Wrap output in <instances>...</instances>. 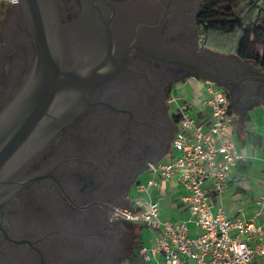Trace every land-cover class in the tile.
Instances as JSON below:
<instances>
[{
    "label": "flooded vegetation",
    "instance_id": "1",
    "mask_svg": "<svg viewBox=\"0 0 264 264\" xmlns=\"http://www.w3.org/2000/svg\"><path fill=\"white\" fill-rule=\"evenodd\" d=\"M202 1L43 0L62 68L80 76L71 96L81 112L0 191V264H120L136 248L137 223L121 211L171 150L178 87L199 62L223 73L200 53ZM29 13L26 0H0V113L38 58Z\"/></svg>",
    "mask_w": 264,
    "mask_h": 264
},
{
    "label": "built area",
    "instance_id": "2",
    "mask_svg": "<svg viewBox=\"0 0 264 264\" xmlns=\"http://www.w3.org/2000/svg\"><path fill=\"white\" fill-rule=\"evenodd\" d=\"M199 41L204 42V35ZM204 105L210 116L207 125L196 119L190 102L177 105L171 141L176 154L148 165L149 177L132 195L133 210L121 212L154 234L153 245L140 248L143 260L160 254L166 264H264V227H254L255 216L228 217L220 207L213 211L208 200L207 182L211 181V193L220 195L241 155L228 132L233 118L224 88L205 81ZM170 180L186 191L182 200L191 216L188 221L200 230L194 236L187 221L161 219L158 201L148 196L151 188Z\"/></svg>",
    "mask_w": 264,
    "mask_h": 264
},
{
    "label": "crops",
    "instance_id": "3",
    "mask_svg": "<svg viewBox=\"0 0 264 264\" xmlns=\"http://www.w3.org/2000/svg\"><path fill=\"white\" fill-rule=\"evenodd\" d=\"M211 50L219 54L224 64L242 71L228 77L231 85L223 87L230 98L233 118L228 132L241 158L228 175L220 195L214 196L211 193V181L207 182L205 188L208 200L213 211L220 207L231 218L239 216L247 219L255 216L254 227H264V70L239 60L232 53ZM205 81L200 77L188 78L179 85L178 94L181 98L179 104L190 102L196 119L207 125L210 116L204 105ZM175 154L171 149L161 161H168ZM148 177L149 173L143 176L141 183ZM185 194V189L179 183L170 180L151 188L148 196L158 201L161 219L169 222L187 221L189 234L194 236L200 230L188 221L191 216L182 200ZM137 226L136 248L120 264H166L160 254L151 256L149 260L142 259L140 248L151 247L154 234L140 224Z\"/></svg>",
    "mask_w": 264,
    "mask_h": 264
},
{
    "label": "water",
    "instance_id": "4",
    "mask_svg": "<svg viewBox=\"0 0 264 264\" xmlns=\"http://www.w3.org/2000/svg\"><path fill=\"white\" fill-rule=\"evenodd\" d=\"M30 9L31 32L39 49L36 64L24 88L0 113V191L10 183L14 173L36 155L42 153L59 128L81 112L78 95L72 94L71 83L80 76L63 69V49L57 17L43 0H26ZM157 40V38H156ZM170 52L173 54V49ZM201 54H219L207 47ZM189 61L190 56L187 54ZM220 59V57H218ZM223 60V59H222ZM225 64L223 76L215 75L212 67L199 62L193 74L221 87L231 84L228 74L236 71ZM67 95L69 102H67ZM74 99V100H73Z\"/></svg>",
    "mask_w": 264,
    "mask_h": 264
},
{
    "label": "trees",
    "instance_id": "5",
    "mask_svg": "<svg viewBox=\"0 0 264 264\" xmlns=\"http://www.w3.org/2000/svg\"><path fill=\"white\" fill-rule=\"evenodd\" d=\"M196 21L205 46L264 70V7L259 0H247L239 12L229 0H203Z\"/></svg>",
    "mask_w": 264,
    "mask_h": 264
},
{
    "label": "rangeland",
    "instance_id": "6",
    "mask_svg": "<svg viewBox=\"0 0 264 264\" xmlns=\"http://www.w3.org/2000/svg\"><path fill=\"white\" fill-rule=\"evenodd\" d=\"M234 8L235 11L239 12L243 9L245 2H247V0H229ZM259 4L264 7V0H259ZM202 33V32H201ZM200 33V36L203 35ZM178 101H181V98L178 94Z\"/></svg>",
    "mask_w": 264,
    "mask_h": 264
}]
</instances>
